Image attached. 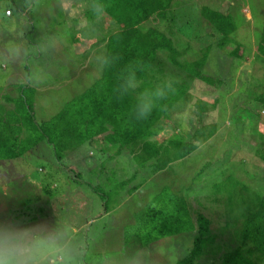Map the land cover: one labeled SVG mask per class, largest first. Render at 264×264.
Instances as JSON below:
<instances>
[{"label":"rangeland","instance_id":"374dc122","mask_svg":"<svg viewBox=\"0 0 264 264\" xmlns=\"http://www.w3.org/2000/svg\"><path fill=\"white\" fill-rule=\"evenodd\" d=\"M204 7L230 15L235 24L232 39L243 59L228 63L221 58L216 46L220 36L203 19L200 10ZM8 10L10 17L5 16ZM170 12V23L152 20L144 29L170 32L181 63L207 49L204 73L214 85L188 81L185 104L182 101L171 109L164 126L146 140L157 148L169 147L179 131L193 133L198 119L203 126L214 123L215 134L209 139L201 137L197 151L158 173L143 166L134 174L133 157L125 152L117 156L116 146L106 145L103 136L61 161L51 147L41 143L21 159L0 162V251L32 247L38 264H82V258L96 260L94 264H177L192 249L195 231L172 224L143 228V240L148 235L158 239L142 245L133 237L134 229L127 226L146 205L165 207L169 212L182 207L186 209L183 215L194 221L202 214L222 243L232 240L228 239L233 233L230 228L240 226L245 193L228 177L264 195V163L254 149L259 142L257 133L264 134V114L247 119L244 112L247 95L257 91L253 84L264 82V59L257 53L264 0H177ZM117 29L90 0H0V99L16 98V88L25 85L24 93L34 102L36 121L49 120L99 78L105 47H90ZM234 48L229 45L226 51ZM231 65L245 70L230 71ZM238 80L240 86L235 84ZM212 98L217 99L216 109L211 106ZM199 100L208 102L207 117L196 109ZM5 107L12 109L13 105L5 103ZM132 175L135 180L130 183ZM137 183L144 185L131 194L130 188ZM230 199L237 208L231 209ZM36 214L33 223L23 218L34 221ZM159 230L173 235L159 238ZM214 261V256L207 255L198 263Z\"/></svg>","mask_w":264,"mask_h":264},{"label":"trees","instance_id":"16d2710c","mask_svg":"<svg viewBox=\"0 0 264 264\" xmlns=\"http://www.w3.org/2000/svg\"><path fill=\"white\" fill-rule=\"evenodd\" d=\"M176 1L90 0L99 9V13L108 16L118 27L117 31L100 38L90 47H105L101 75L47 121H36L34 102L32 97L24 93L27 88L25 85L16 88V98L4 96V103H0V162L21 159L41 143L51 147L53 156L61 161L66 154L87 144L91 145L96 138L103 136L106 145L116 146L117 156L125 152L133 157L136 162L134 174L138 175L143 166L158 173L171 163L185 159L197 151L201 137L206 136L205 139H209L215 134L214 123L208 124L211 131L205 135L208 125L203 126V120L198 119L195 131L189 133L183 130L186 132L184 135L179 131L181 138L177 135L174 140H170V148H157L146 140L152 136L153 130L164 126L163 120L171 109L182 101L185 104L190 89L188 81H196L198 84L203 82L209 84V87L214 85L211 78L204 73L207 49L190 62L181 63L178 48L170 32L166 34L156 27H143L152 20H166L170 23V9ZM8 11L11 16V11ZM200 13L212 32L220 36L216 46L219 53L223 54L221 58H227L228 63L243 59L240 47L232 39L235 24L230 15L205 7ZM259 41L257 53L264 59V49H261L264 47V27ZM232 44L235 48L226 51V47ZM235 68L240 72L245 70L231 65L230 71ZM238 83L239 80L235 82ZM253 86V89L257 88L256 93H249V99L245 101L244 112L247 119H259L260 114H264V82L258 81ZM9 89L15 91L11 86ZM210 90L211 93L216 92L213 88ZM217 94L220 97L221 94ZM230 99L229 96L227 100ZM5 103L13 105V108H6ZM217 105V99L212 98V108L216 109ZM207 106L208 102L199 100L196 109L199 114H205ZM204 116L207 117V114ZM250 131L253 135L257 133ZM256 137H259V142L254 148L255 154L264 163V134L257 133ZM134 178L132 175L130 183ZM228 179L245 193L242 195L240 226L230 228L233 233L228 236V239H232L229 242L220 241L214 231L216 228H212L208 218L199 214L194 221L190 215H183L186 209L182 207L170 209L169 212L165 207L156 209L146 205L134 215L127 228L134 229L133 237L138 242L141 241L142 245L147 244L146 240L153 242L158 239H150L148 235L143 240V228H169L170 224L175 228L186 225L192 228L191 231H195L192 249L177 264H200L198 260L207 255L215 257V261L209 264H215L216 261L219 264H264V195L251 191L237 179ZM143 185L144 183H137L132 186L131 194ZM234 199L229 200L231 209L237 208ZM37 209L42 211L41 208ZM34 216V221L27 216L23 218L33 223L37 220V214ZM172 235L173 233L167 234L161 230L158 232L159 238ZM82 260V264L96 262Z\"/></svg>","mask_w":264,"mask_h":264},{"label":"clouds","instance_id":"9594fccd","mask_svg":"<svg viewBox=\"0 0 264 264\" xmlns=\"http://www.w3.org/2000/svg\"><path fill=\"white\" fill-rule=\"evenodd\" d=\"M35 256L36 249L32 247L11 246L0 251V264H38ZM48 264H54V262L49 261Z\"/></svg>","mask_w":264,"mask_h":264},{"label":"built area","instance_id":"2783aa9c","mask_svg":"<svg viewBox=\"0 0 264 264\" xmlns=\"http://www.w3.org/2000/svg\"><path fill=\"white\" fill-rule=\"evenodd\" d=\"M5 15H6V16H10V12H9V11H7Z\"/></svg>","mask_w":264,"mask_h":264}]
</instances>
